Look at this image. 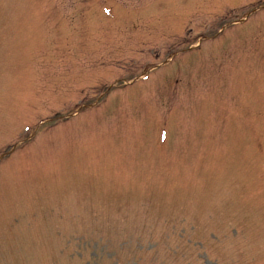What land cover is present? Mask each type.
I'll return each instance as SVG.
<instances>
[{
    "label": "rangeland",
    "instance_id": "374dc122",
    "mask_svg": "<svg viewBox=\"0 0 264 264\" xmlns=\"http://www.w3.org/2000/svg\"><path fill=\"white\" fill-rule=\"evenodd\" d=\"M94 2L0 0V264H264V0Z\"/></svg>",
    "mask_w": 264,
    "mask_h": 264
}]
</instances>
